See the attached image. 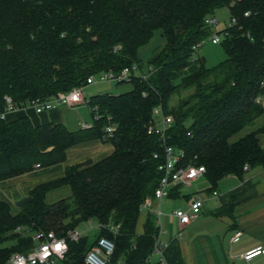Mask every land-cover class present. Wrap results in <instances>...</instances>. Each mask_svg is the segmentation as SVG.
Wrapping results in <instances>:
<instances>
[{"label":"trees","instance_id":"obj_1","mask_svg":"<svg viewBox=\"0 0 264 264\" xmlns=\"http://www.w3.org/2000/svg\"><path fill=\"white\" fill-rule=\"evenodd\" d=\"M225 7L230 21L236 19L221 31L227 32L221 42L227 58L209 67L194 46L214 31L206 18ZM158 28L165 46L149 60L157 69L149 83L135 79L129 91L92 96L93 127L73 130L3 116L6 95L24 108L86 84L92 75L135 62L143 68L139 50ZM263 79L264 0H0V181L63 163L70 147L102 139L109 123L117 126L104 140L113 143L112 154L68 166L62 178L37 185L18 214L0 197V264L30 251L39 230L67 236L92 219L100 225L96 240H69L68 264H87V252L103 236L115 243L108 264H145L160 231L157 215L147 214L143 234L136 228L142 204L155 198L165 160L162 141L146 130L153 107L162 102L173 115L169 143L184 150V165L205 166L214 192L227 176L243 178L246 164L264 167V126L234 139L264 113L256 101ZM63 185L71 186L72 195L48 203L46 194ZM233 209L231 201L216 215Z\"/></svg>","mask_w":264,"mask_h":264},{"label":"crops","instance_id":"obj_2","mask_svg":"<svg viewBox=\"0 0 264 264\" xmlns=\"http://www.w3.org/2000/svg\"><path fill=\"white\" fill-rule=\"evenodd\" d=\"M25 116L30 117L35 125L49 122L69 125L66 112L62 107L37 113L36 109L29 105L8 112L5 118L7 121H12ZM80 123H78L79 127ZM262 126H264V113L257 118L254 126L244 128L234 136V139ZM259 140L264 148V133L259 134ZM113 151V143L102 139H92L76 144L67 150V159L63 163L38 167L33 171L0 181V197L11 204L14 214H18L22 207L17 206L15 202L30 195L31 190L37 185L62 178L68 166L87 160L100 161ZM196 183L202 185L206 192L199 190L189 194L183 192L182 187ZM182 187L171 196L161 200L154 199L152 210H142L139 217L136 233L141 235L144 233L147 214L157 210L162 211L158 221L160 228L158 234L163 242V251L162 254H154L151 257L153 264L264 263L262 256L255 257L251 261H246L242 257L245 251L259 245L264 246V167L248 168L243 178L235 175L227 176L219 182L216 189L217 196H213L210 192L211 183L205 175ZM71 195V186L63 185L50 190L46 194V201L51 204ZM194 197H200L204 201L202 212L190 223L182 225L173 215V211L178 208L189 209ZM231 201H234V209L230 215H216L219 207ZM239 231L242 233L241 236L232 240ZM54 264L68 263L65 259H57Z\"/></svg>","mask_w":264,"mask_h":264},{"label":"built area","instance_id":"obj_3","mask_svg":"<svg viewBox=\"0 0 264 264\" xmlns=\"http://www.w3.org/2000/svg\"><path fill=\"white\" fill-rule=\"evenodd\" d=\"M248 14V13H246ZM206 24L211 26L214 31L211 34V40L213 43H221L227 32L215 31V27L219 23V19L216 15H211L206 18ZM236 22L233 18L227 25L231 26ZM226 25V26H227ZM204 41L199 42L194 46L196 53L199 48L202 47ZM116 50L120 49V46L115 47ZM195 53V55H196ZM156 67L147 64L141 68L140 64L135 62L131 65L125 66L121 71H107L92 75L87 79V83L81 86L75 87L67 92H59L50 99L42 100L35 99L30 102V105L36 109L37 113H43L50 111L56 107L77 106L82 103H86L89 106L90 98L87 100L85 95L86 87L94 84L98 81H116L118 83L130 82L135 79L145 81L149 83V79L156 72ZM261 86L264 89V79L261 81ZM143 95L146 96L147 92L143 91ZM7 102V110L3 116L8 112L19 109V106L15 103L14 99L10 95L5 96ZM256 101L264 107V92L257 96ZM95 118H100L99 110L94 108ZM153 119L147 125L146 130L148 134L157 135L162 141L164 147L165 160L160 166L162 170V177L155 191V198L148 197L142 204V210H152V204L154 199H163L169 196L172 187L178 184L187 185L193 180L203 176L206 172L204 165L188 164L184 165L183 160L185 152L183 149H177L169 143V130L174 124V117L164 109L162 102H159L153 107ZM80 127L89 129L93 127V123L81 122ZM116 124L109 123L105 127V134L102 140H107L113 137L116 131ZM155 157H159V154H155ZM39 167V165H38ZM249 166L246 164L244 169L247 170ZM213 196L218 195V191L212 192ZM204 207V201L200 197H194L189 209L178 208L173 211L182 225L190 223L193 219L197 218ZM157 215V220L162 214L161 210L154 211ZM92 221H90L91 223ZM159 223V222H158ZM20 229V227H18ZM117 229V228H116ZM241 231L237 232L232 238L238 239L241 236ZM83 232L78 228L71 229L67 236H58L54 231L39 230L33 234L35 240V246L28 252H18L11 256L8 264H54L57 259H65L69 250V240L79 241L83 237ZM115 243L113 240L107 237H100L97 243L87 252L86 263L87 264H108L111 255L114 253ZM163 242L160 239V234L155 238V245L151 255L148 257L145 264H153L151 257L154 254H162ZM264 257V246L259 245L251 248L242 254V257L246 261H251L255 257ZM264 264V263H263Z\"/></svg>","mask_w":264,"mask_h":264},{"label":"rangeland","instance_id":"obj_4","mask_svg":"<svg viewBox=\"0 0 264 264\" xmlns=\"http://www.w3.org/2000/svg\"><path fill=\"white\" fill-rule=\"evenodd\" d=\"M219 19V23L215 27V31L221 32L226 28V25L230 22V12L227 7L217 10L215 13ZM165 46V38L163 35V30L158 28L155 30L152 39L139 50L140 58L142 59L143 66L149 63L150 58L156 53L160 52ZM196 55H202L205 57L206 64L209 67H213L227 58V53L225 52L223 45L221 43H213L211 40V35L205 40L201 48L197 50ZM133 84L130 82L118 83L116 81H98L94 84L88 85L86 87L85 95L87 100L96 94L104 93H121L129 91L133 88ZM66 112L68 127L71 129L80 128L79 122L93 123V117L91 114V109L86 103L79 104L77 106H61ZM185 194L191 192L205 191V188L200 186L199 183L190 186L182 187ZM90 221L82 223L79 227L88 236L89 242H92L98 235L100 225L97 219H92Z\"/></svg>","mask_w":264,"mask_h":264},{"label":"water","instance_id":"obj_5","mask_svg":"<svg viewBox=\"0 0 264 264\" xmlns=\"http://www.w3.org/2000/svg\"><path fill=\"white\" fill-rule=\"evenodd\" d=\"M33 197L31 195L28 196H24L20 199H18L15 204L19 207H22L23 205H25L26 203L32 201Z\"/></svg>","mask_w":264,"mask_h":264}]
</instances>
